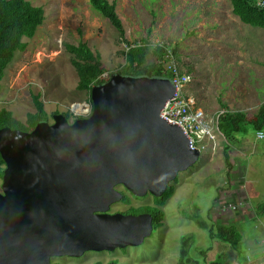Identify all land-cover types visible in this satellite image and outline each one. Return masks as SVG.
Returning a JSON list of instances; mask_svg holds the SVG:
<instances>
[{
  "label": "rangeland",
  "instance_id": "1",
  "mask_svg": "<svg viewBox=\"0 0 264 264\" xmlns=\"http://www.w3.org/2000/svg\"><path fill=\"white\" fill-rule=\"evenodd\" d=\"M29 1L43 8V22L32 37H22L25 49L15 51L0 80V108L10 109L17 119L23 121L27 112L35 110L33 94L39 95L48 122H52L51 115L56 111L69 112V122L90 113L88 92L77 89L76 70L64 47V43L79 40L98 52L102 66L112 73L124 64L128 43L142 38L151 46L169 41L176 47L179 69L189 74L184 93L207 116L219 109L243 110L252 115L264 103V28L239 20L224 8L227 0H217L221 7L212 5L211 0H109L115 2L125 40L88 0ZM73 102L80 103L70 112ZM212 131L215 136L203 140L198 160L169 182L173 193L157 206L163 210L161 224L141 244L112 252L88 251V257H82L79 263L102 259L114 264H176L179 237L188 235L191 264H206L204 258L210 262L221 253L222 264H244L251 240L260 234V229L253 227L259 221H228L235 222L241 234L238 249L210 238L189 217L198 206L199 215L206 219V209L216 193L213 181L226 174L221 152L227 141L216 129ZM252 134L249 126L236 132L235 140L228 143L229 150L251 147V141L257 146ZM132 202L153 203L149 194ZM126 208L119 202L109 212ZM212 219L227 222L217 214Z\"/></svg>",
  "mask_w": 264,
  "mask_h": 264
},
{
  "label": "water",
  "instance_id": "2",
  "mask_svg": "<svg viewBox=\"0 0 264 264\" xmlns=\"http://www.w3.org/2000/svg\"><path fill=\"white\" fill-rule=\"evenodd\" d=\"M173 93L168 78L115 72L90 87L87 116L69 122L55 112L29 131L0 127V264L142 243L149 213L107 210L121 198L115 185L158 197L198 160L181 128L159 115Z\"/></svg>",
  "mask_w": 264,
  "mask_h": 264
},
{
  "label": "trees",
  "instance_id": "3",
  "mask_svg": "<svg viewBox=\"0 0 264 264\" xmlns=\"http://www.w3.org/2000/svg\"><path fill=\"white\" fill-rule=\"evenodd\" d=\"M91 6L97 10L103 17L115 27L120 38L124 39V27L119 18L115 2L109 0H88ZM232 13L244 23L251 26L264 28V10L255 5V0H229ZM44 19L43 8L39 5H33L29 0H0V80L3 77L6 65L11 61L15 51H22L26 47V42L22 37H32L38 26ZM129 44V50L124 53L125 62L116 72L122 75L130 76H149L170 78L171 73L166 67V62L170 59L167 56V44L169 41L157 42L154 46L142 38ZM65 50L71 54L70 62L74 66L77 74V89L86 90L89 96V90L92 85L98 84L112 74L108 72L101 64L100 55L94 52L86 42L79 40L77 43H64ZM170 53L177 65L176 47L169 46ZM150 56V59L148 58ZM178 67V65H177ZM179 68V67H178ZM107 74H104V73ZM104 75V76H103ZM106 76V77H105ZM90 102V99L88 97ZM32 102L35 110L27 112L25 120L17 119L13 116L10 109L0 108V127L8 126L23 131H29L36 122L47 120L46 111L38 94L32 95ZM57 112V111H56ZM55 113V112H54ZM65 117H69V112H62ZM218 130L223 135L227 143L222 147V154L225 163L228 164L229 144L235 140L234 134L242 132L251 127L253 133L256 130H264V103H261L256 111L249 115L246 111H230L224 109L218 117ZM263 140V139H259ZM232 141V142H231ZM3 170V160L0 157V178ZM173 193L172 185H168L162 195L154 197L157 205H163L165 200ZM264 208V201L261 205ZM138 210H143L152 215L153 228H157L163 217V210L155 205H144ZM206 219L199 215V207H195V212L189 217L201 229L206 230L210 238L218 241L232 244L235 248H240L241 234L234 223H224L213 220L210 217L209 208L206 209ZM190 236L182 235L179 237L176 264H191L189 254ZM224 256L211 260L206 264H222Z\"/></svg>",
  "mask_w": 264,
  "mask_h": 264
},
{
  "label": "crops",
  "instance_id": "4",
  "mask_svg": "<svg viewBox=\"0 0 264 264\" xmlns=\"http://www.w3.org/2000/svg\"><path fill=\"white\" fill-rule=\"evenodd\" d=\"M211 4L221 7L217 0H211ZM225 7L232 13L229 0ZM252 137L257 146L251 141V147L228 150V164L222 154L226 174L215 177L213 185L216 193L207 209L211 218L217 214L220 220L227 221L224 223L244 219L259 221L254 222L253 227L260 229V234L257 239L254 237L251 240V250L246 259L251 260L250 264H263L264 208L261 205L264 201V139H256L254 133Z\"/></svg>",
  "mask_w": 264,
  "mask_h": 264
},
{
  "label": "built area",
  "instance_id": "5",
  "mask_svg": "<svg viewBox=\"0 0 264 264\" xmlns=\"http://www.w3.org/2000/svg\"><path fill=\"white\" fill-rule=\"evenodd\" d=\"M255 5L264 10V0H255ZM157 42L153 43V46ZM139 44V43H137ZM169 60L166 67L171 73L170 81L174 87V93L160 109L159 115L168 123L176 124L181 128L188 138V146L190 148L203 149V140L213 139L215 134L213 129L218 132V117L224 112V109L217 110L213 115L207 116L206 113L197 105L194 100L186 96L184 87L189 81V75L181 71L170 53V43L166 42ZM104 76V75H103ZM256 139H264V130H256L254 132ZM264 243V239H263ZM262 262L264 264V246L262 251Z\"/></svg>",
  "mask_w": 264,
  "mask_h": 264
},
{
  "label": "flooded vegetation",
  "instance_id": "6",
  "mask_svg": "<svg viewBox=\"0 0 264 264\" xmlns=\"http://www.w3.org/2000/svg\"><path fill=\"white\" fill-rule=\"evenodd\" d=\"M114 188L116 190H118L120 193H121V198L120 200L118 201H115V202H112L111 204H109V208H108V212L110 211L112 205H114L115 203H122V204H125L127 205V208L122 210V211H113V212H110V213H114V212H121L123 214H138V213H142V212H146V211H143V210H138V208L144 206V205H155V206H158L155 202H154V197L153 195L149 194V193H146L142 196H137L135 194H133L132 192H130L125 186H123L122 184H117L114 186ZM149 194L152 198V201L153 203L152 204H139V205H136L132 202V199H139V198H142L144 197L145 195ZM148 213V212H147ZM150 214V213H149ZM151 215V214H150ZM152 216V215H151ZM153 224V223H152ZM154 231V228L153 230ZM152 233V232H151ZM150 233V234H151ZM148 237V236H147ZM141 244V243H140ZM139 245V244H138ZM136 247L137 245H128V246H125V247H122V249L124 248V250L127 248V247ZM118 249H121L119 247H116ZM114 249L112 250H98V251H95V250H86L84 251L81 255H78V256H71V255H67V254H63V255H51L50 256V263L53 264V263H56V264H80V259L82 257H85L87 256L86 253L88 251H92L93 253L94 252H100V251H105V252H112ZM88 257V256H87ZM111 261H104L102 259H95L94 261H92L91 263H87V264H95V263H100V264H107V263H110ZM112 264H114L113 262H111ZM81 264H85V263H81Z\"/></svg>",
  "mask_w": 264,
  "mask_h": 264
},
{
  "label": "bare ground",
  "instance_id": "7",
  "mask_svg": "<svg viewBox=\"0 0 264 264\" xmlns=\"http://www.w3.org/2000/svg\"><path fill=\"white\" fill-rule=\"evenodd\" d=\"M189 75V74H188ZM108 78V77H107ZM169 80H170V78H168ZM171 82V81H170ZM186 95V94H185ZM186 96H188V95H186ZM190 97V96H189ZM192 98V97H191ZM193 99V98H192ZM194 100V99H193ZM195 102V101H194ZM196 105V104H195ZM160 112V111H159ZM188 139V138H187ZM197 149V148H196ZM198 151H199V153H201V150H199L198 149ZM193 165V164H192ZM187 169V168H186ZM169 185V184H168ZM145 239V238H144Z\"/></svg>",
  "mask_w": 264,
  "mask_h": 264
}]
</instances>
